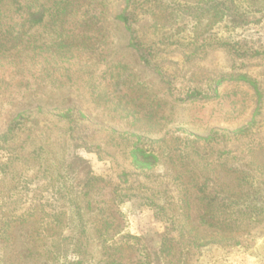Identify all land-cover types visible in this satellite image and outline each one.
<instances>
[{
	"label": "rangeland",
	"instance_id": "374dc122",
	"mask_svg": "<svg viewBox=\"0 0 264 264\" xmlns=\"http://www.w3.org/2000/svg\"><path fill=\"white\" fill-rule=\"evenodd\" d=\"M42 1L52 13L67 1L68 31L92 37L95 45L56 48L50 22L31 31L33 44H46L43 51L31 49L27 62L16 65V57L6 67L0 78V217L27 214L33 195L48 198L58 189L70 198L84 189V264L120 254V264H161L166 229L154 204L163 203L164 192L176 195L173 178L186 181L197 173L225 180V161L264 164V0H231L250 22L239 27L209 11L210 0ZM81 6L94 10L103 34L92 33ZM126 14L133 32L120 21ZM150 153L156 159L144 158ZM199 213L195 205V222ZM106 215L113 228L124 227L111 240L101 220ZM64 224L66 236L77 235V223ZM2 225L0 264L4 255L18 264L16 253H26L33 224L15 225L16 243L7 248ZM104 246L113 247V256ZM39 260L66 262L50 254ZM216 264H264V235L253 249L225 254Z\"/></svg>",
	"mask_w": 264,
	"mask_h": 264
},
{
	"label": "trees",
	"instance_id": "16d2710c",
	"mask_svg": "<svg viewBox=\"0 0 264 264\" xmlns=\"http://www.w3.org/2000/svg\"><path fill=\"white\" fill-rule=\"evenodd\" d=\"M57 4L56 10L52 13L51 8L42 0H0L1 79L6 78V67H10L16 57H18L16 65L21 66L27 62L31 49L43 51L46 44H33L31 31L39 26L49 25L50 22L56 29V38L52 40L56 48L75 46L83 49L95 45L92 37L85 38L68 31L70 27L67 19L71 17L72 10L65 6L67 1H60ZM59 4H62V7H59ZM209 4L211 5L209 11H214L216 15L222 12L230 25L239 27L250 23L245 13L234 11L235 7L231 0H210ZM80 11L84 13L83 19L93 23L94 29L96 27L95 32L93 29L92 33L101 34L102 30L99 28L94 10L84 9V6H81ZM236 20L239 22H235ZM120 21L131 32L134 31L132 26L134 20L130 14L121 16ZM134 38L136 37L133 35ZM209 40L210 38L206 37L202 41ZM196 41L199 40L195 38L190 42L191 47L195 46ZM235 44L240 46V42ZM231 48L233 49L234 46ZM198 141L201 142L202 139H193L194 143ZM144 158L156 159V156L150 153ZM221 167L220 172L226 174L228 179L222 180L220 174L213 178L206 176L199 178L197 173H193L186 181L183 180L184 178L175 177L172 185L176 188V195L164 192L163 203L154 204L155 211L162 214L161 219L164 220L166 229L162 239V250L157 256L159 261L162 260L161 264H216L225 254L253 249L258 239L264 235V178H261L264 177V164L253 158L244 165H231L225 161ZM181 173L186 176L184 171ZM91 180L88 178L84 185L85 189L89 187ZM83 191L84 189L78 194L73 192L74 197L70 198L58 189L53 190V194L48 198L44 195H33L29 198L32 201L30 211L16 219L7 218L8 216L3 212L0 222L5 228L3 235L6 238L2 246L5 245L4 247L7 248L16 243V235H13L15 225L32 223L33 229L32 234L28 236L26 253L24 255L16 253L18 258L22 257L18 264H28V262L42 264L39 259L49 254L56 262L63 258L66 261L63 264H84L89 255L84 246L88 240L85 238L89 234L87 208L84 206L89 192L82 193ZM62 200V207L70 208L69 214L64 212L63 208L57 211L58 204ZM195 205L200 209L196 222L191 215ZM120 217L118 216V219ZM101 220L103 225L109 226L106 233L110 236V240L123 233V225L121 224L120 228H113L114 222L109 215ZM64 221L66 224L77 223L75 226L77 235L64 234ZM70 227L72 228L71 224ZM109 230L112 231L108 232ZM97 232L101 233L100 230ZM103 241L105 242V239ZM54 246L57 250L53 251ZM112 248V246L103 247L105 253L110 256H113L110 253ZM69 258L74 259L71 261ZM118 259H122L121 254L119 258H111L104 264H120ZM1 261L2 264H14L10 255H4Z\"/></svg>",
	"mask_w": 264,
	"mask_h": 264
}]
</instances>
